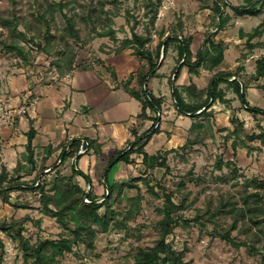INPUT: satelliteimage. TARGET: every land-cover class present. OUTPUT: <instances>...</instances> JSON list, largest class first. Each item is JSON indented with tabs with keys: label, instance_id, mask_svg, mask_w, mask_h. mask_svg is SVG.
Segmentation results:
<instances>
[{
	"label": "rangeland",
	"instance_id": "obj_1",
	"mask_svg": "<svg viewBox=\"0 0 264 264\" xmlns=\"http://www.w3.org/2000/svg\"><path fill=\"white\" fill-rule=\"evenodd\" d=\"M155 1L0 0V19H10L13 22L11 29L0 25V87L2 79L19 72L40 79L41 82H52V79L63 76L60 71L65 69L67 63L71 70L84 61L99 62V55L118 54L125 50L133 53L130 46L122 48L123 40L131 39L132 32L142 37L147 34L151 36L147 49L166 41V37L170 35L177 38L180 35L189 43L194 42L197 49L204 39H213L221 41L226 50L229 48L228 44L215 39V35L220 34L238 50L237 54H228L226 62L233 63L235 57L238 66L231 72L217 73H229V79H235L241 78L240 73L244 71L246 63L255 65L256 69V61L264 54V25L259 26L264 21V0H161L155 24L151 26V14L146 5ZM48 4H60L62 12L58 11L57 6L51 12ZM247 5L256 6L260 14L236 16L231 10L232 7ZM215 6L219 7V14L214 13ZM63 14L78 32V40L65 35ZM258 27V34L250 38ZM107 33L109 36H103ZM166 33L168 34L164 37ZM5 44L22 47L26 59L7 52L3 48ZM190 60L193 61L194 57ZM108 70L112 71L111 68ZM211 71L199 69L198 74ZM253 74L248 76L249 82H253L256 87L261 86L250 78ZM221 84H226L227 87L229 84L223 81L216 87L225 99L227 88H222ZM208 85L201 90L207 89ZM185 87L187 86H181L179 90L182 91ZM225 101L227 104L216 101L213 106L223 105L230 110L229 124L231 118L241 122L236 114L243 107L233 109L231 100ZM213 106L211 109L214 117L206 121L200 118L203 127L192 130V133L189 131L186 140L194 141V144L186 143L184 148L181 146L172 150L174 152L161 154L165 155V167L146 169L140 163L135 175L122 182L128 183L130 187L123 188L118 195L109 196L107 205L112 212V220L106 232L92 226L95 235L90 241L73 242L72 250L55 257L53 264H133L137 250L153 247L159 237L158 224L162 216L157 210L164 205L163 193L171 195L176 206L183 207L175 214V218L179 220L178 226L165 240L173 251L182 254L183 264H264L261 259V255H264L262 226L259 232L244 219L238 221L236 228L230 232V237L236 243L243 242L256 250L252 253L247 247L235 248L216 237L215 233L229 230L233 223L232 215L217 214L212 217L219 206L241 207V197L246 190L242 184L244 179L264 180V174L246 177L236 166L238 148H244L247 155L264 149L259 139L249 141L247 138L252 134L258 137L264 135V116L253 117L254 120L249 122L251 124L247 128L246 121L242 122L243 131L238 136L230 137L233 126L230 124L231 130L227 129L225 132L221 123L216 122L217 113ZM234 141L236 148L231 145ZM257 157L260 160L259 155ZM218 162H229L231 166H222L221 170H216ZM261 162L264 165V159ZM233 167L237 170L236 174L231 172ZM2 168L0 166V170ZM233 175L236 178H232ZM70 176L69 164L53 162L47 169L40 171L37 178L32 174L30 178L24 177L18 183L30 185L33 179H39L44 195L48 196L53 193L55 184L67 183ZM251 192V189L247 190V193ZM76 198L80 199V208L89 209L82 194L75 196ZM44 201L39 191L21 189L10 193L7 204L1 202L0 222L11 227L7 232H0V264H30L24 262L16 239L18 229H21V236L29 245L44 240L73 239L71 231L75 229V224H63L57 217L46 215ZM231 207H226V210ZM48 209L56 211L51 204ZM107 209L100 208L98 215H104Z\"/></svg>",
	"mask_w": 264,
	"mask_h": 264
},
{
	"label": "crops",
	"instance_id": "obj_2",
	"mask_svg": "<svg viewBox=\"0 0 264 264\" xmlns=\"http://www.w3.org/2000/svg\"><path fill=\"white\" fill-rule=\"evenodd\" d=\"M178 39H181L180 35ZM215 39L228 44L223 62L211 72H201L198 75L189 74L187 68L183 67L175 82L173 69H178L183 61L176 64L177 52L174 45L170 46L165 56L160 53L158 60H155L154 77H150L148 66L134 56L131 50L99 55V62L84 61L78 67L73 66L64 76L52 79V82H41L42 80L22 72L6 76L0 87V166L12 173L19 161L21 165H25L22 156L25 154L30 127L35 131L32 148L37 168L43 164L47 169L53 162H59L60 156L71 142H79L78 153L65 163L78 173L73 180L80 194L100 201L106 195L107 186L127 181L135 175L136 168L142 163V156L133 153L123 161L109 164L117 153H125L132 147L135 137L143 138L157 130L150 135L143 148L148 155L163 154L184 144L189 136L192 115L176 108L173 86L185 98V93L179 87L193 84L197 89H202L210 83L213 74L231 72L238 66L235 57L233 63L226 62L228 54H237L235 45L227 43L220 34H216ZM155 47L153 45L149 50L153 51ZM197 48L194 42L190 43L188 51L191 59ZM109 68L112 69L115 80L111 78ZM254 69L255 65L246 63L244 71L240 73L241 78H232L227 82L235 80L248 105L264 110V90L249 82L248 76L254 73ZM130 76L129 87L136 91L139 89L138 80L145 77L148 92L163 100L160 111L146 109V118H139L141 104L120 85ZM257 83L263 85L264 77ZM221 87L227 88L225 99L231 100L233 109L243 107L232 87H227L226 84H221ZM213 108L217 113L216 122L221 123L225 132L227 129L231 130L228 122L230 110L223 105ZM236 115L241 122L246 121L245 128L254 120V116L244 108L237 110ZM83 142L98 145L99 154L94 153L92 148H84ZM262 159L263 148L261 152L250 155L242 147L237 149L236 166L246 177L264 174ZM1 202L0 198V205Z\"/></svg>",
	"mask_w": 264,
	"mask_h": 264
},
{
	"label": "trees",
	"instance_id": "obj_3",
	"mask_svg": "<svg viewBox=\"0 0 264 264\" xmlns=\"http://www.w3.org/2000/svg\"><path fill=\"white\" fill-rule=\"evenodd\" d=\"M55 6L58 7V11L61 13L63 7L60 4H48V8L51 10V12L54 11ZM160 6L161 0H156L155 3L149 2L146 5V9L149 10L151 14V26H154L155 24ZM231 10L236 16H257L260 14V10L256 9V6L250 5L240 6L236 8L232 7ZM214 13H220L218 6H215ZM62 16L65 19L66 23L65 35L73 38L74 40H78V32L74 29V26L71 23L70 19L67 18L64 14ZM0 25L2 27L11 29L13 27V22L10 19H0ZM262 25H264V21L259 26L261 27ZM260 27H258V29H255L253 35L250 36V38L258 34V30L260 29ZM172 33L177 34L176 31H172ZM103 36H109V34L107 33ZM150 41L151 36L149 34L142 37L132 32L131 39L123 40L122 48L124 49L127 46L132 47L133 54L139 57L141 61H143L148 66V73H151L150 77H154L156 68L155 60H158L160 53L165 56L170 46L174 45L177 52L176 64H179L181 61H183L178 69H173L174 82L177 80L180 69L183 67H186L188 73L191 75H198L199 69L211 71L222 62L223 52L225 50L224 44L221 41L204 39L194 56V60L191 61L188 52L190 43L183 38L177 39L171 37L168 38L165 42L161 41L155 47L154 51H150L146 48L147 44ZM3 48L7 50V52L14 54L20 59H26L24 49L18 45L5 44ZM68 65L69 63L66 64L65 69L60 71L61 75L64 76L70 71V68L67 67ZM109 71L111 74V78L115 80L113 71ZM230 76L231 75L229 73L215 74L212 80H210L207 89L205 90L197 89L195 85L190 84L187 87L183 88V90L181 91L185 93L186 98H183L181 93L178 91V88L173 86V97L176 105L182 113L192 115L190 117L192 120V124L189 129L190 133H192V130L194 129H200L203 127V124L199 121L200 118H203L206 121L209 118L214 117V113L211 107L216 101L219 103L227 104V101H225L224 99V95L220 90H216V87L218 84L223 83V81L227 82ZM263 76L264 54L260 59L256 61L255 73L250 78L254 82H257L258 79ZM144 81L145 77L138 80L139 89L137 91L129 87L131 76L125 82H122L120 84L131 97L136 99L141 104V113L139 114V118L141 119L146 118V109H155L157 111H160L163 101L161 98H156L148 92L146 83H144ZM227 84H229L228 86L232 87L243 108L249 114L254 117L257 115L264 116L263 109L251 107L248 105L244 93L241 92V87L235 80L227 82ZM257 87L264 89L263 85H257ZM145 94H147L150 101L146 99ZM230 124L233 126V130L229 133L230 137L238 136L240 131H243L244 129L243 123L238 121V119L236 118H231ZM156 132L157 130L152 131L149 135H146L143 138L135 137L136 141L132 145V147L125 153H117V155L113 159H111L109 164L112 165L117 162L123 161L127 156L136 153L142 156V164L146 167V169L165 167V155H161L159 153L155 155H148L143 149L145 144L149 141L151 137L150 135ZM34 135L35 131L32 127H30L27 133L25 154L22 156V160L23 162H25V165H21L19 161L11 174L6 172L4 168L0 170V198L1 201L6 204L9 201L10 193L14 191H21V189H26L27 191L33 192L39 191L40 195H42V197L45 199L43 204L46 215L57 217L59 219V222L63 224H65L66 222H73L75 224V229L71 231L73 235L72 240H44L35 245H29V243L21 236V229H18L16 231V239L19 241V246L22 251V256L25 263L53 264L55 257L61 256L63 253H68L72 250L71 247L73 242H76L78 240L86 241L88 239L90 241L95 235V232L91 229L92 226H97L98 228H100L101 232H106L108 230L109 222L110 220H112V212L107 205V199L112 195H118L123 188H129L130 185L128 183H117L111 186H107L106 195L102 197L103 200L100 202L95 201L94 199H90L87 196V198L90 199V203L88 204L89 209L83 210L79 207L80 199H75V196L79 195L80 191L73 180L74 176L78 175L77 171L73 167H71V176L67 183L55 184L52 189L53 193L48 196L44 195L43 185H39L41 184V181L39 179H33L30 185L18 183L22 178L31 176L32 174H34L35 178H37L39 172L46 169L43 167V164H41L37 168L34 161V150L32 148V140L34 138ZM247 138L249 141L259 139L261 146L264 147V135L258 137L257 135L252 134ZM186 143L194 144V141L186 140L181 148H184ZM79 145V142H71L67 150L60 156L59 162L64 163L68 158H73L78 153ZM231 145L233 146V148L237 147L235 141L232 142ZM82 146L84 148H92L94 153L99 154L100 152L98 145H96L94 142H87V145ZM171 152L174 151L171 150L165 152V154ZM22 166H28V168L25 169ZM222 166L229 168L231 166V163L218 162L216 163L215 168L216 170H221ZM231 172L233 174L237 173L235 167L232 168ZM232 178H236L235 175H233ZM222 181L226 182L225 179H222ZM242 184L246 190L241 197V207H235V205H222L216 208L215 212L212 214V217L216 216L217 214H227L233 216V223L231 224L229 230L221 231L215 234L216 237H218L220 240L224 241L227 244H230L235 248L247 247L249 252L255 253L256 250L252 247H249L245 243H236L235 239L230 237V232L236 228L238 221L244 219H246L247 222L259 232H261V226L264 228V180H259L257 178L244 179ZM249 189L252 190L251 193H247V190ZM163 197L164 205L162 208L157 210L159 215L162 216V219L158 224L159 237L155 241L153 247L140 248L137 250L136 260L133 264H183L182 254L173 251L170 245L165 242L166 237L173 232V229L176 226H178L179 220L175 218V214L183 207L181 205L176 206L172 202L171 195L163 193ZM50 204L55 208V212H53L51 209H48V205ZM229 206L232 207L229 210H226V207ZM102 207H106L108 209L106 210L104 215L100 216L98 215V210ZM65 218H67L68 220H66ZM10 227V225H7L4 222H0V232H7ZM91 244L92 243L90 242L89 246H91ZM261 259L264 262V255H261Z\"/></svg>",
	"mask_w": 264,
	"mask_h": 264
},
{
	"label": "water",
	"instance_id": "obj_4",
	"mask_svg": "<svg viewBox=\"0 0 264 264\" xmlns=\"http://www.w3.org/2000/svg\"><path fill=\"white\" fill-rule=\"evenodd\" d=\"M169 37H172V38H177L176 36H174V35H170V36H168V37H166V39H168ZM165 39V40H166ZM178 39V38H177ZM165 42V41H164ZM145 97H146V99L148 100V101H150L149 100V98H148V96H147V94H145ZM175 106H176V108L179 110V111H181L179 108H178V106L176 105V103H175ZM157 111V110H156ZM2 190H4V189H2Z\"/></svg>",
	"mask_w": 264,
	"mask_h": 264
},
{
	"label": "built area",
	"instance_id": "obj_5",
	"mask_svg": "<svg viewBox=\"0 0 264 264\" xmlns=\"http://www.w3.org/2000/svg\"><path fill=\"white\" fill-rule=\"evenodd\" d=\"M82 145H87V143H86V142H83ZM102 200H103V199H102ZM102 200H101V201H102ZM83 201H84V203H86V204H89V203H90V199L87 198V196H84V197H83Z\"/></svg>",
	"mask_w": 264,
	"mask_h": 264
}]
</instances>
